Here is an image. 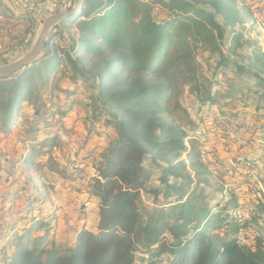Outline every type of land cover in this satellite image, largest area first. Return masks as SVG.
Returning a JSON list of instances; mask_svg holds the SVG:
<instances>
[{"label":"rangeland","instance_id":"374dc122","mask_svg":"<svg viewBox=\"0 0 264 264\" xmlns=\"http://www.w3.org/2000/svg\"><path fill=\"white\" fill-rule=\"evenodd\" d=\"M143 1L153 4L151 15L156 20L172 19V12L159 0ZM223 1L233 3L234 15L238 12L246 18L244 24L236 25L235 32L242 34L241 45L236 53L230 51L235 33L220 14L215 17L224 38L218 40L217 52L189 40L195 65L174 62L184 49V41L175 40L179 50L172 48L164 67L169 68L165 75L174 84V93L165 102L166 118L187 132L183 156L193 181L183 201L191 195L197 210L218 212L217 227L207 236H235L240 244L254 248L258 231L264 233V73L253 68L248 57L256 49L264 53V0ZM73 4L74 0H0V65L24 55L41 25ZM77 19L54 27L37 59L59 47L70 50L66 32L78 34ZM39 62L33 63L34 71ZM27 68L4 80L21 76ZM164 68L157 75H147L150 81H159ZM34 71L26 78L31 81L26 86L34 84L30 93L25 89L10 117L0 114V263L27 236L34 246L43 236L49 241H72L82 224L92 230L100 202L88 182L98 176L100 155L117 137V120L123 117L100 103L93 80L71 79L67 65L58 66L51 77L37 84L39 80L31 79ZM4 94L5 98L12 96ZM144 164L151 176L148 186L165 188L158 181L163 162L153 164L148 155ZM237 191L251 197L243 201ZM162 196L154 200L143 190L142 215L162 207ZM229 215L239 221L237 231ZM261 238L264 241V234Z\"/></svg>","mask_w":264,"mask_h":264},{"label":"trees","instance_id":"16d2710c","mask_svg":"<svg viewBox=\"0 0 264 264\" xmlns=\"http://www.w3.org/2000/svg\"><path fill=\"white\" fill-rule=\"evenodd\" d=\"M202 1L159 0L173 14L164 22L151 15L153 4L148 1L85 0L77 19L78 34L66 32L70 50L59 47L42 60L37 59L36 63L41 61L35 71L36 66L30 64L21 76L2 79L0 114L7 117L25 89L29 88L30 93L34 85L26 86L31 82L26 79L30 71H34L31 79L39 80L37 84L63 64L70 70L71 79L93 80L100 103L123 117L117 120V137L100 155L98 176L91 178L87 186L94 189L100 202L96 231L82 224L72 241H49L43 236L34 246L26 235L27 240L16 242L13 252L0 264H264L262 239L257 238L256 246L251 248L240 244L235 236L210 238L208 231L217 227L214 221L218 212L197 210L191 195L183 201L193 174L183 156L187 132L166 118L165 102L172 97L174 84L165 75L169 69L165 70V64L172 48L179 50L174 46L177 39L184 41V49L178 51L174 62L195 65L189 40L202 42L217 52L224 32L215 14L222 15L235 33L230 51L236 53L242 38L235 32L236 25L246 22L238 12L234 15L231 2L209 0L199 6ZM253 53L248 57L252 67L264 73V53L258 49ZM163 68L159 81H150L147 75H157ZM124 73L127 76L121 77ZM6 92L12 96L5 98ZM33 105L38 113L37 103ZM148 155L153 164L163 162L158 181L165 188L148 186L151 176L144 164ZM143 190L154 200L164 194L162 207L146 217L140 212ZM230 218L237 231L239 221Z\"/></svg>","mask_w":264,"mask_h":264},{"label":"water","instance_id":"95a60500","mask_svg":"<svg viewBox=\"0 0 264 264\" xmlns=\"http://www.w3.org/2000/svg\"><path fill=\"white\" fill-rule=\"evenodd\" d=\"M84 2L85 0H74V4L69 10L58 12L48 18L39 28L32 47L24 55L10 63L0 65V80L9 77L17 71L27 67V65L36 62L42 49L45 47L51 30L68 19L81 14L84 8Z\"/></svg>","mask_w":264,"mask_h":264},{"label":"built area","instance_id":"2783aa9c","mask_svg":"<svg viewBox=\"0 0 264 264\" xmlns=\"http://www.w3.org/2000/svg\"><path fill=\"white\" fill-rule=\"evenodd\" d=\"M264 164V163H263ZM253 185V184H252ZM250 185H248V187H249ZM233 187H235V185H233ZM238 192V191H237ZM239 193V195H238V198H241L243 201H246L247 199H249L251 196H247L246 198H245V196H244V192H238ZM240 193H242L243 194V197H242V194H240ZM243 210H245V209H243ZM254 217H260V216H254ZM247 232H249L248 231V229L246 230ZM245 241V240H244ZM264 245V244H263Z\"/></svg>","mask_w":264,"mask_h":264},{"label":"bare ground","instance_id":"6f19581e","mask_svg":"<svg viewBox=\"0 0 264 264\" xmlns=\"http://www.w3.org/2000/svg\"><path fill=\"white\" fill-rule=\"evenodd\" d=\"M244 156H245V155H244ZM256 164H257V163H256ZM223 167H224V166H223ZM240 168H241V167H240ZM251 177H252V176H251ZM247 184H248V183H247ZM240 186H241V185H240ZM238 187H239V186H238ZM241 188H242V187H241ZM259 188H260V187H259ZM262 189H263V187H262ZM260 196H261V195H260ZM246 203H247V202H246ZM243 204H244V203H243ZM94 205H95V204H94ZM240 206H241V205H240ZM238 208H239V207H238ZM238 208H237V209H238ZM239 209H240V208H239ZM233 211H234V210H233ZM242 212H243V211H242ZM252 212H253V211H252ZM258 213H259V212H258ZM234 214H235V213H234ZM259 214H260V213H259ZM263 214H264V213H263ZM241 215H242V214H240V215H239V214H236V217H241ZM254 215H255V214H254ZM256 227H257V226H256ZM263 234H264V233L258 231V233H257V237L260 238V239H263V238H261Z\"/></svg>","mask_w":264,"mask_h":264},{"label":"crops","instance_id":"0c3cea01","mask_svg":"<svg viewBox=\"0 0 264 264\" xmlns=\"http://www.w3.org/2000/svg\"><path fill=\"white\" fill-rule=\"evenodd\" d=\"M100 150H102L101 148H100ZM98 213H99V211H98ZM98 213L96 214V218H95V225H94V227L93 228H91L92 229V231H95L96 229H97V223H98ZM90 226V225H89ZM89 226H88V228H89ZM95 229V230H94Z\"/></svg>","mask_w":264,"mask_h":264}]
</instances>
